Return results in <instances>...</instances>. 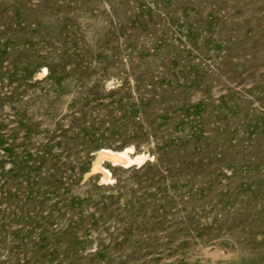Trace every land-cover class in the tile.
<instances>
[{
  "label": "rangeland",
  "instance_id": "rangeland-1",
  "mask_svg": "<svg viewBox=\"0 0 264 264\" xmlns=\"http://www.w3.org/2000/svg\"><path fill=\"white\" fill-rule=\"evenodd\" d=\"M0 264H264V0H0Z\"/></svg>",
  "mask_w": 264,
  "mask_h": 264
},
{
  "label": "bare ground",
  "instance_id": "bare-ground-1",
  "mask_svg": "<svg viewBox=\"0 0 264 264\" xmlns=\"http://www.w3.org/2000/svg\"><path fill=\"white\" fill-rule=\"evenodd\" d=\"M145 159V155L134 154L132 155V148H126L121 152H115L112 150H101L98 152L96 162L93 169L102 171L103 179H107L110 174L109 171L101 165L103 161L111 162L113 165H120L128 167L132 164H139Z\"/></svg>",
  "mask_w": 264,
  "mask_h": 264
}]
</instances>
